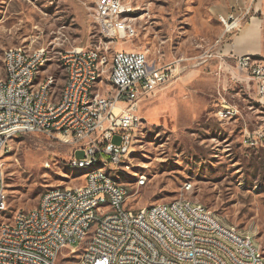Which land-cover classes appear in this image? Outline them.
Returning a JSON list of instances; mask_svg holds the SVG:
<instances>
[{"label": "rangeland", "instance_id": "obj_1", "mask_svg": "<svg viewBox=\"0 0 264 264\" xmlns=\"http://www.w3.org/2000/svg\"><path fill=\"white\" fill-rule=\"evenodd\" d=\"M97 1L0 0V77L7 48L46 47L49 58L35 84L53 74L56 100L66 78L62 51L108 43L94 19ZM199 1L122 0L130 8L122 19L135 33L108 43L109 58L115 49L143 51L152 67L169 68L171 75L140 104L144 123L121 165L109 172L127 189L130 208L181 198L203 204L252 235L263 253L257 263L263 264L264 101L256 99L251 83L232 79L220 67L213 41L204 38ZM257 8L253 16L264 20V0ZM257 58L263 61L264 54ZM74 148L57 134L26 133L11 140L4 156L7 206L0 223L35 207L48 189L83 182L87 170L68 162ZM75 157L83 152L77 150Z\"/></svg>", "mask_w": 264, "mask_h": 264}, {"label": "built area", "instance_id": "obj_2", "mask_svg": "<svg viewBox=\"0 0 264 264\" xmlns=\"http://www.w3.org/2000/svg\"><path fill=\"white\" fill-rule=\"evenodd\" d=\"M258 1L234 0L221 17L223 34L240 31ZM129 11L122 0L96 2L94 19L108 43L134 35L133 25L122 19ZM108 43L62 51L73 75L56 100L53 74L45 75V84L29 85L31 68L43 67L48 49L26 55L20 54L22 46L8 48L10 74L0 77V213L7 206V140L17 135H63L75 147L68 162L102 159L112 169L121 165L120 154L131 149L144 123L140 104L168 82L171 71L152 67L147 54L134 49H115L109 58ZM257 57L232 55L226 64L232 79L251 83L256 99L264 101V60ZM97 63H114V73L97 72ZM111 82H118V89H111ZM77 150L83 152L80 159ZM127 194L122 184L99 175L46 190L35 207L0 223V264H255V254H263L244 232L236 240V253H229L227 240L236 227L201 203L183 199L135 209L128 207ZM102 197H109L110 206L93 219L90 203ZM164 203H171L169 215H161ZM82 243H90L89 252H82Z\"/></svg>", "mask_w": 264, "mask_h": 264}, {"label": "crops", "instance_id": "obj_3", "mask_svg": "<svg viewBox=\"0 0 264 264\" xmlns=\"http://www.w3.org/2000/svg\"><path fill=\"white\" fill-rule=\"evenodd\" d=\"M234 0H200L197 11L201 7L204 12L202 16V26L207 28L205 36L207 40H212V48H215V53L220 60V67L228 69L226 62H232L230 56L252 54L260 56L264 54V20L259 17L253 16L258 12L257 4L256 9L240 31L235 34H223L219 21L221 17L228 14ZM201 14V13H200ZM257 18V24L254 19ZM255 24V25H254ZM258 27V30L253 32V29ZM214 37V39H213Z\"/></svg>", "mask_w": 264, "mask_h": 264}, {"label": "bare ground", "instance_id": "obj_4", "mask_svg": "<svg viewBox=\"0 0 264 264\" xmlns=\"http://www.w3.org/2000/svg\"><path fill=\"white\" fill-rule=\"evenodd\" d=\"M257 18L254 19V23L257 24ZM254 24V25H255ZM122 25V23H121ZM258 27L253 29V32L257 31ZM37 53V48L35 49H27L25 47H20V54H26V55H34ZM3 60H4V74H10V60H9V51L8 48L4 51L3 54ZM48 61V58H43V65ZM60 63L61 66L66 74L65 82L64 83H71L72 81V75H73V67L70 66L69 62H65V55L62 52L60 57ZM110 64L108 67H105L104 63H97V72H103L106 73L108 71V75H112L114 73V63H107ZM106 64V66H107ZM39 73L38 68H31V72L29 75V85H38V84H45V76L44 78L39 81L37 84H35V80L37 79ZM111 89H118V82H111ZM138 129H136L137 132ZM11 140H7V151L9 149ZM130 151V150H129ZM129 151L126 154H120V163L123 162L124 158L128 155ZM70 167L79 169L84 168L87 170L86 175H99L102 180H105L107 183L112 184H120L118 181L110 174V170H113L112 168H109L106 162L102 159H93L89 162H69ZM57 188H64V187H57ZM176 203H183V199L176 201ZM159 204V203H158ZM110 206V199L109 197H102L95 199L92 203H90V212L91 217L93 219H100L101 218V211L106 210ZM6 210L5 207H1V212H4ZM171 210V203H164L161 205V215H169ZM241 236V231L237 228L232 229V240H227V251L229 253H236L237 249V242L236 240H239ZM90 250V243H82V252H89ZM260 254H255V264L260 263V261L256 258H259Z\"/></svg>", "mask_w": 264, "mask_h": 264}]
</instances>
